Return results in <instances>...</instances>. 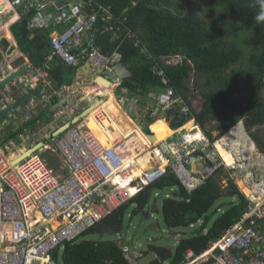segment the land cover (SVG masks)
I'll return each mask as SVG.
<instances>
[{"label": "built area", "instance_id": "2783aa9c", "mask_svg": "<svg viewBox=\"0 0 264 264\" xmlns=\"http://www.w3.org/2000/svg\"><path fill=\"white\" fill-rule=\"evenodd\" d=\"M0 8V29L7 25L10 30L13 24L29 16L31 32H49L52 54L48 60L57 57L73 70L89 64L101 76L108 77L117 103L125 105L129 89L114 70L121 64L120 46L113 54L106 55L97 41L105 33L111 34L119 45L126 40H135L139 45L142 40L131 30L121 29L122 21L111 6L97 0H0ZM2 43L0 83L24 68L26 71L0 89V115L8 112L0 120V264H58L53 257L57 249L77 241L112 217L148 187L156 186L168 171L188 193L218 175L223 189L232 182L250 201L241 220L201 254L189 251L182 264H264V153L261 150L260 153L251 136L235 127L220 137L212 133L216 139H210L205 130L209 122L201 125L194 115L200 113L194 110L196 98L200 99L194 87L195 79L190 88L195 98L189 96L187 101L168 85L164 72L156 66L167 87L147 96L151 109L158 111L155 114L168 115L170 123L165 117L162 119L170 125L180 117L187 119L184 125L193 126L190 131L183 130V125L160 143L151 141L147 146L150 166L142 176L136 177L133 174L138 166L136 161L125 165L118 151L125 147V142L106 148L84 121L46 142L64 123L84 110L76 103L71 105L75 95L70 88H56L46 69L35 66L13 37L11 44ZM186 61L192 64L184 55L163 58V64L170 67ZM97 86L94 96L105 102L109 98L104 94L108 88L101 83ZM39 87L41 91L37 95L10 111ZM62 101L65 102L57 106ZM36 109L49 113V119L36 123L37 127L12 124L20 120L30 122ZM12 127L13 136H6ZM178 131L184 134L173 140ZM199 131L201 138L197 136ZM193 136L196 138L192 139ZM218 143L232 154L234 162L229 164L223 158ZM39 144L42 147L38 151L16 163ZM258 153L261 157H257ZM47 154L65 163L69 168L67 176L60 179L55 174L45 158ZM156 159L159 164L154 166ZM241 184L249 188V193L244 192ZM160 195L156 193V197ZM165 198L172 196L167 194ZM39 215L43 217L41 221ZM118 244L125 258L137 264L140 256L132 247L123 240H118Z\"/></svg>", "mask_w": 264, "mask_h": 264}, {"label": "trees", "instance_id": "16d2710c", "mask_svg": "<svg viewBox=\"0 0 264 264\" xmlns=\"http://www.w3.org/2000/svg\"><path fill=\"white\" fill-rule=\"evenodd\" d=\"M111 6L121 19V29L131 30L142 40H126L119 45L109 33L100 34L98 46L106 55L117 47L121 63L131 73L124 80L130 96H148L162 92L167 85L156 72H164L169 84L189 101V83L195 76L196 89L201 93L203 109L194 114L201 125L215 122L207 135L212 141V131L223 136L241 121L251 131L250 135L264 153V140L253 128L264 125V22L257 23L261 11L259 0H97ZM29 16L10 27V32L29 60L46 69L56 88L72 85V68L52 54L49 32H31ZM35 34V35H34ZM184 55L192 61L179 66H166L163 58ZM203 80V83L201 82ZM187 119L177 117L173 127L178 129ZM150 135L149 131H145ZM198 138L202 132H197ZM196 136H193V138ZM226 161L233 157L219 148ZM158 189L173 188L174 196L163 200L162 213L168 228L191 227L203 220V226L191 238L182 239L168 264H182L188 250L201 254L246 213L250 201L232 182L225 189L220 186V176L210 178L193 193H188L175 175L168 171L156 183ZM244 192L249 188L241 184ZM224 196L230 198L226 210L209 225V212ZM143 193L118 210L107 221L123 225L129 206L140 205ZM139 211V209L136 208ZM219 208H217V211ZM208 230L204 233L205 230ZM95 232V228L87 233ZM96 233V232H95ZM82 236V237H83ZM58 264H131L124 256L118 241H93L78 239L67 243L53 253ZM151 264H162L158 259Z\"/></svg>", "mask_w": 264, "mask_h": 264}, {"label": "rangeland", "instance_id": "374dc122", "mask_svg": "<svg viewBox=\"0 0 264 264\" xmlns=\"http://www.w3.org/2000/svg\"><path fill=\"white\" fill-rule=\"evenodd\" d=\"M80 72H81V70L78 71V74H80ZM76 78H77L76 76H74V77L70 76V79L73 80L74 84L77 80ZM194 79H195V76H193L190 79V83L188 86V88H189L188 96H191V98H195L192 94V90L190 89L191 85L193 84ZM201 82L203 83V80H201ZM195 83H196V81H195ZM195 83H194V87L196 86ZM197 95L200 97V99L196 98L198 100V103L195 105L194 110L201 112L203 109L202 108L203 99L201 98L202 96H201L200 92H198ZM193 100L194 99H192L191 102H194ZM128 110L131 111L129 107L126 110L124 109V113L128 114L129 112H125ZM159 115L164 116L168 122L170 121L168 115L166 116L161 112L159 113ZM158 121L153 123V125H151V130L154 133H156L158 131L163 132L162 129L159 127ZM91 122H93V121L91 120ZM135 123L138 124L137 121H135ZM214 123L209 122V124L205 127V130H210L212 128V126H214ZM186 125H184L182 127V129H186L185 128ZM168 127H169V125H168ZM235 128H236V130L238 128L239 131H242L244 134L250 136L251 131H249L246 128L243 121L240 122L239 124H237V126ZM171 129L169 127V130L173 134ZM252 131L253 132L259 131L261 138L264 140V125L257 126L256 128L254 127ZM212 133L215 137L218 135L217 131H212ZM164 136H165V134H164ZM160 137H163V136L160 135ZM153 141L156 142V140H153ZM257 150H258V148H257ZM259 151H260V149H259ZM260 153H261V151H260ZM263 156L264 155H262V157ZM51 157H53V156H51L49 154L45 155V158L47 159V161L49 162V164L53 168V170L60 172L61 171V168L59 167L60 166L59 165L60 160H57L55 157H53V158H51ZM257 157H261L259 153H258ZM197 165L198 164H195V166H197ZM221 180L222 179L220 178V181ZM221 187H222V184H221ZM222 189H223V187H222ZM156 193H160L161 194L160 197H156ZM167 194H169L173 197L174 191L171 192L170 190H167V189H165V190L154 189L151 191L149 200L145 206V212L150 216L149 219L145 218V215L143 214V212L136 210V208L138 209L137 204L129 206L125 215H124L123 226H124L125 232L123 234H120V235L119 234H110L108 236L102 237L99 233L90 232V233L86 234L85 236L81 237L80 239L93 240V241L123 240L127 244H129L132 247L133 251H135L140 256V258L137 261V264H151L152 261L156 260V254L152 250L148 249L149 245L164 246V247L169 248L172 251H175V248L177 247V245L179 244V242L182 239L191 238V237L195 236V234L198 231H200V229L203 226V222L200 221L198 223H195L193 227L168 228L164 223L163 213H162L163 200ZM229 202H230V198L227 196H224L222 199H220L214 205V207L212 208V210L208 214L210 227L221 216V213L226 210L225 207L228 206ZM217 208H219L218 211H217Z\"/></svg>", "mask_w": 264, "mask_h": 264}, {"label": "bare ground", "instance_id": "6f19581e", "mask_svg": "<svg viewBox=\"0 0 264 264\" xmlns=\"http://www.w3.org/2000/svg\"><path fill=\"white\" fill-rule=\"evenodd\" d=\"M0 32L3 36V41H5L7 44L12 43V34L7 28V25H5L4 28H1ZM96 90V87L93 89H89L88 95H93L94 93H96ZM104 94L109 96L108 100L103 103H100L98 106H96L93 110L90 111L86 119V124L106 148H111L117 143L125 142V147L122 149H118V151L120 152L125 165H129L134 160L136 161L138 166L134 169L133 174L136 177H140L150 166L151 154L150 151L147 149V146H150V142L152 140L146 134H144V132L139 127L134 124V121L131 117L124 113V111L117 103L116 96L111 88H108ZM91 120L94 123L91 122ZM158 124L163 132L155 133V144L164 141L165 139L169 138L174 134V131L173 129H171L169 123H167V121H165L164 119L161 118L158 121ZM168 125L172 130L173 134L169 130ZM192 125V123H189L185 128H188L191 131ZM160 135H162L163 137H160ZM217 148L218 150L219 148H221L227 155L232 156V154L226 149H224L220 143L217 144ZM234 161L235 160L233 159L232 161L227 162L231 164ZM60 164L66 169V172L63 174L55 170L54 172L59 178L62 179L69 173V168L65 165L63 161H60ZM162 164L164 166L166 165L165 162H163ZM243 185L247 187L245 184ZM38 217L40 221L43 219L41 215H39Z\"/></svg>", "mask_w": 264, "mask_h": 264}, {"label": "crops", "instance_id": "0c3cea01", "mask_svg": "<svg viewBox=\"0 0 264 264\" xmlns=\"http://www.w3.org/2000/svg\"><path fill=\"white\" fill-rule=\"evenodd\" d=\"M4 28V26L2 27ZM10 31V30H9ZM13 37V36H12ZM14 39V38H13ZM122 64V63H121ZM123 65V64H122ZM81 70L80 74H78V71ZM129 71V70H128ZM130 72V71H129ZM79 75V76H78ZM82 75V76H81ZM84 75V76H83ZM72 77L76 76L77 80L75 82V84L73 83V80H72V85L70 86H67L70 88V90L74 93L75 97L73 98V100L71 101V105L72 104H78L79 107H80V110H86L88 109L90 106L92 105H95L97 101L99 100H96L97 98H95L96 96H94V94L92 95H88V90L89 89H93V88H98L97 84L99 82H97V78L99 76H101L97 71H95L93 68H91V66L89 64H85L82 68L78 69V70H72V74L70 75ZM108 78V77H107ZM123 78V77H122ZM124 79V78H123ZM128 79V78H126ZM124 79V80H126ZM112 85V84H111ZM55 86V85H54ZM129 99L126 100V103L125 105L123 104H119V106L121 107V109L124 111V109L126 110L128 107L130 108L131 111H125V112H129L128 114L125 113L126 115H128L129 117L132 118V120L134 121V124L139 127L143 132L144 134L147 135V133L145 132L146 130L149 131V133H151V125H153V123H155V121L159 118H164V116L162 115H158V114H155L156 112L158 111H154L151 109L152 107V103L150 101L149 98H147V96H128ZM102 100V99H100ZM150 107V108H149ZM50 117L49 113L47 114V112H44V110H35L34 112V119L31 120L30 122L28 123H24L23 121H18V122H14L12 124H20V126H25L26 128L28 127H31V126H35L37 127V124L38 122H40L41 120L45 121V120H48ZM86 119H81L80 121H84L86 122ZM79 121V122H80ZM135 121L138 122V124L135 123ZM78 122V123H79ZM170 123V122H169ZM65 124V123H64ZM39 126V125H38ZM187 126V125H186ZM15 127V126H14ZM14 127L10 128V135L9 133H5V135L7 136H13V129ZM41 127V126H40ZM154 127V126H153ZM170 127L172 129L175 130H178V129H175L173 127V125L171 124ZM113 130V129H111ZM183 130H186V129H183ZM158 132H161V131H158ZM184 134V131L182 133V131H178L176 133V135L172 138L173 140L181 137L182 135ZM54 157V156H53ZM58 160V159H57ZM157 164H159L158 160L154 162V166H156ZM61 168V171L60 173L63 174L66 172V169L61 166H59ZM51 169H53L51 167ZM54 171V170H53ZM61 179V178H60ZM220 186H221V181H220ZM167 190H170V189H173V188H166ZM154 190V189H153ZM159 190V189H158ZM165 190V189H163ZM175 190V189H174ZM144 196V194H143ZM144 198V197H143ZM166 198H164L165 200ZM140 206V205H139ZM138 206V208H139ZM146 218V217H145ZM150 218V216H149ZM147 219V218H146ZM107 221V220H106ZM203 222V220H201ZM113 225V224H111ZM123 226V225H122ZM124 227V226H123ZM123 233L125 232V229H123ZM228 230V229H227ZM226 230V231H227ZM208 230L206 229L204 231V233H206ZM226 231L223 233L225 234ZM121 233V234H123ZM222 234V235H223ZM120 235V234H119ZM196 235V234H195ZM221 235V236H222ZM220 236V237H221ZM219 237V238H220ZM218 238V239H219ZM217 241V240H216ZM156 246V245H155ZM159 247H164V246H159ZM167 248V247H165ZM149 249V248H148ZM169 249V248H168ZM172 251V250H171ZM175 251H176V248H175ZM175 251H172L173 252V256H174V253ZM189 251H193V250H188ZM156 259H158L162 264H168V262L172 259H169L167 260L166 262H163L159 257L156 256Z\"/></svg>", "mask_w": 264, "mask_h": 264}, {"label": "water", "instance_id": "95a60500", "mask_svg": "<svg viewBox=\"0 0 264 264\" xmlns=\"http://www.w3.org/2000/svg\"><path fill=\"white\" fill-rule=\"evenodd\" d=\"M37 33H42V31H38ZM2 41H3V37L0 38V44L2 43ZM114 70H115V72L118 75H120L124 79L131 77V73L122 64H119V65L115 66V69ZM25 71H26V68H24L19 73L14 74L10 78L6 79L5 81L1 82L0 83V89H2L6 84L12 82L15 79L16 76L20 75L21 73H23ZM97 82L101 83L103 86H105L107 88L111 87V81L107 77L99 76L97 78ZM40 91H41V88L40 87L37 88L36 90L32 91L30 94H28L27 96H25L23 99H21L15 105H13L10 108V111L13 110V109H15L16 107H19V106L23 105L24 103L28 102L33 96L37 95ZM64 102L65 101L60 102L57 106H59L60 104H62ZM103 102H104V100L97 101L95 105L90 106L88 109L84 110L79 116L73 118L70 122L65 123L48 140H46V142L49 141V140H51L52 138L60 135L61 133H63L64 131H66L68 128H70L72 125H75L76 123H78L81 119L87 118V116L90 113V111L93 110L96 106H98L100 103H103ZM7 113L8 112H4L3 114H1L0 115V120H2L7 115ZM148 137L152 141L156 139V136L154 134H152V135H150ZM41 147H42V144H39L35 148L31 149L26 154H24L23 156H21L16 161V163L20 162L21 160H23L25 157H28L32 153L38 151ZM153 189H158V187L157 186H151V187H148L145 190L143 201H142V203L140 204V206L138 208L139 211L143 212V214L145 215V217L147 219H149V215L145 212V206H146L147 201L149 200L150 193H151V191ZM123 229H124V227L122 225H111L108 221H103V222H101V223H99V224H97L95 226V232L96 233H99L102 237L108 236L110 234H121L124 231ZM148 248L150 250H152L156 254V256L159 257L163 262H166L167 260H169V259H171L173 257V252L170 249H168V248L159 247V246H155V245H149Z\"/></svg>", "mask_w": 264, "mask_h": 264}, {"label": "clouds", "instance_id": "9594fccd", "mask_svg": "<svg viewBox=\"0 0 264 264\" xmlns=\"http://www.w3.org/2000/svg\"><path fill=\"white\" fill-rule=\"evenodd\" d=\"M261 11L256 15L255 20L257 23L264 22V0H259ZM161 119V118H160ZM165 119V118H164ZM242 122V121H241ZM168 123V122H167ZM170 125V124H169ZM174 131V129H173ZM150 136V135H147ZM251 136V135H250ZM253 140V139H252ZM254 142V140H253ZM255 143V142H254ZM256 144V143H255ZM257 145V144H256ZM259 148V147H258ZM160 190V189H159ZM144 194V193H143ZM168 199V198H166ZM148 202V201H147ZM147 204V203H146ZM139 206V205H138ZM194 225H191L193 227Z\"/></svg>", "mask_w": 264, "mask_h": 264}, {"label": "flooded vegetation", "instance_id": "af4514ba", "mask_svg": "<svg viewBox=\"0 0 264 264\" xmlns=\"http://www.w3.org/2000/svg\"><path fill=\"white\" fill-rule=\"evenodd\" d=\"M6 37H7V36H6ZM2 44H3V43H2ZM4 44H7V43L4 41ZM4 44H3V45H4ZM152 134H154V133H153L152 130H151L150 135H152Z\"/></svg>", "mask_w": 264, "mask_h": 264}]
</instances>
